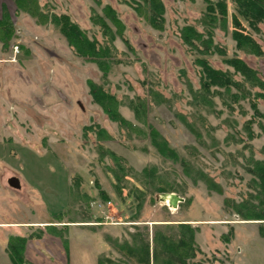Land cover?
<instances>
[{"label":"rangeland","instance_id":"374dc122","mask_svg":"<svg viewBox=\"0 0 264 264\" xmlns=\"http://www.w3.org/2000/svg\"><path fill=\"white\" fill-rule=\"evenodd\" d=\"M129 1L37 0L41 19L16 0H0V19L6 11L11 23L0 26V219L35 217L38 204L49 214L61 210L63 220L76 221L63 229L71 264H98L101 255L114 264H135L118 244L140 234L152 249L156 230L177 238L180 222L195 227L197 250L187 264H264V218L249 215L264 214L253 172L256 161H264V118L248 99L229 109L220 95L224 89L216 86L211 109L194 99L201 88L200 56L232 72L225 60L239 57L264 79V21L254 30L240 16L242 31L263 53L239 49L232 35L235 4L227 0L226 23L213 37L224 53L201 54V43L193 47L181 34L187 25L205 32L207 0H160L162 23L148 19L146 2L136 9ZM53 13L68 14L99 42L106 37L96 16L107 21L118 62L105 72L78 55ZM90 80L114 94L117 110L147 134L112 120L93 98ZM131 100L144 103L143 119ZM255 100L263 113L264 97ZM149 125L177 158L158 153ZM161 188L184 200L169 206Z\"/></svg>","mask_w":264,"mask_h":264},{"label":"trees","instance_id":"16d2710c","mask_svg":"<svg viewBox=\"0 0 264 264\" xmlns=\"http://www.w3.org/2000/svg\"><path fill=\"white\" fill-rule=\"evenodd\" d=\"M139 1L140 0H130L129 2H133L137 9L140 7ZM143 1L146 2L144 8L148 12V19L151 21L159 20L160 23H162L164 21L162 16L164 7L161 1ZM233 2L236 12L233 14L235 28L232 35L237 43V47L255 54H262L261 47L254 37L242 31L243 28L240 16L248 21L251 28L254 30L259 29V23L264 21V0H233ZM16 3L20 8L42 19L43 14H41L37 0H16ZM106 10L111 11V7L107 6ZM227 13V0H207L206 10L201 18V23L204 26L205 32L198 31L193 25H187L182 28V39L193 47H196L197 45L195 42L199 41L201 43L199 47L202 49L199 51L201 54H212L213 52H220L223 54L224 52L219 45L214 43L213 37L215 28L219 24L226 23ZM96 18L99 19L98 22L104 29L103 33L106 39L103 42L88 37L86 32L82 30L77 23L71 21L68 14H52V21L66 36L69 44L74 47L76 53L88 60L96 62L99 67L106 72L112 63L118 62L117 58H115L117 52L114 44L115 35L112 33L111 27L107 21L98 15ZM114 21H119L115 15ZM10 25V18L5 11L3 13V18L0 19V26L9 28ZM204 34L206 35L205 38H203ZM225 61L229 66L233 67V72L230 71V69L223 70L212 66L208 58L203 56L196 58L197 64L202 68V78L201 88L198 92L194 93V99L202 101L206 108L211 109V107L214 106V100L211 97L210 91L212 90V86H216L217 88L224 89L225 92L220 95L223 98L224 105L229 109L233 110L235 104H240L242 100L248 99L251 107L255 111L254 113L258 115V117L264 118V112H260L255 100L256 96L264 97V91L253 92L252 90L255 87L264 90V79L259 76V71L236 56L226 58ZM234 74H240L243 79H235ZM89 85L93 98L104 108L112 120L118 121L121 127L132 129L134 133L139 135L147 134L143 129L132 124L117 110L118 100L114 94L106 91L102 85L92 80L89 81ZM232 88H235L236 91H232ZM216 93H219V91L216 90ZM128 105L136 114L137 119H143L145 105L142 101L135 104L134 100H131ZM189 125L192 126L191 123H189ZM246 126L250 130V122H248ZM149 128L148 134L150 136V141L158 153L163 157L177 158V154L171 149L167 139L157 132L152 125H149ZM253 172L255 173V179L258 181L257 194L264 198V161H256ZM160 190L162 192H167L166 188H161ZM238 212L241 213L242 211L238 209ZM249 215L264 218V214L259 212L250 213ZM177 225L180 229V234L177 238L163 234L160 230H156L153 235L154 246L152 249L149 239L145 240L140 234L133 235L131 241L125 240L122 244H118V246L121 250L125 251L123 255L129 258L128 261L134 262L135 264H187V260L194 256L197 250L194 239L195 227L188 222H180ZM260 231L264 236V227H261ZM14 240L11 241L10 245L15 254H13L15 257L14 259L18 261V257H16V247L18 245L15 244ZM103 257H105V259ZM98 264H114V261L109 257L106 258V256L101 255L98 259Z\"/></svg>","mask_w":264,"mask_h":264},{"label":"crops","instance_id":"0c3cea01","mask_svg":"<svg viewBox=\"0 0 264 264\" xmlns=\"http://www.w3.org/2000/svg\"><path fill=\"white\" fill-rule=\"evenodd\" d=\"M38 205L32 213L35 217L0 219V264L72 263V247L67 244V236L63 233V229H70L76 221L63 220L64 214H61V210L49 214L48 211L42 210L41 204ZM3 212L7 210L4 209ZM13 212L15 214L17 211ZM12 240L18 245L16 247L18 261L14 259L15 254L10 245Z\"/></svg>","mask_w":264,"mask_h":264},{"label":"water","instance_id":"95a60500","mask_svg":"<svg viewBox=\"0 0 264 264\" xmlns=\"http://www.w3.org/2000/svg\"><path fill=\"white\" fill-rule=\"evenodd\" d=\"M10 181L14 184V186L20 185L17 178L10 179ZM166 196H168V200L166 199ZM160 197L162 200L166 201L169 204V206H172L174 208H177L179 202L184 200V198L176 192H170V193L162 192Z\"/></svg>","mask_w":264,"mask_h":264},{"label":"bare ground","instance_id":"6f19581e","mask_svg":"<svg viewBox=\"0 0 264 264\" xmlns=\"http://www.w3.org/2000/svg\"><path fill=\"white\" fill-rule=\"evenodd\" d=\"M166 199L168 200V196H166Z\"/></svg>","mask_w":264,"mask_h":264}]
</instances>
